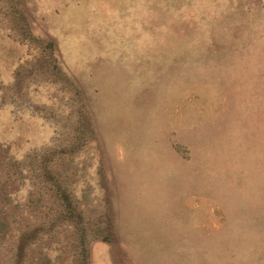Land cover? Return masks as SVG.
I'll use <instances>...</instances> for the list:
<instances>
[{"label":"rangeland","instance_id":"1","mask_svg":"<svg viewBox=\"0 0 264 264\" xmlns=\"http://www.w3.org/2000/svg\"><path fill=\"white\" fill-rule=\"evenodd\" d=\"M0 185V264H264V0H0Z\"/></svg>","mask_w":264,"mask_h":264},{"label":"trees","instance_id":"2","mask_svg":"<svg viewBox=\"0 0 264 264\" xmlns=\"http://www.w3.org/2000/svg\"><path fill=\"white\" fill-rule=\"evenodd\" d=\"M2 151V150H1ZM2 153H3V155H5V152L4 151H2ZM14 158V157H13ZM11 161H12V157H11ZM12 168H14V167H12ZM15 170L16 169H14V174L17 176V175H19V172H18V170L15 172ZM2 175H3V179H5V181H10V179L6 176V174H5V172H4V170L2 171ZM11 175V178L14 180L15 178H14V176L12 175V174H10ZM1 186V188H3L2 187V185H0ZM2 195L0 196V205H2L3 207L6 205V206H9L11 203L9 202V200H10V198L9 197H7L6 199H5V194H7L8 195V193L7 192H3V193H1ZM64 195V194H63ZM6 217L5 216H2V217H0V233L2 234V232H3V228L4 227H6V221L4 220ZM21 236V235H20ZM16 239V238H15ZM19 241H20V238H18V240L16 241L17 243H19ZM23 240H21V242H22ZM14 251H15V255H17L18 254V251H19V245L17 246H15L14 247ZM83 263V261L82 260H80V264H82Z\"/></svg>","mask_w":264,"mask_h":264}]
</instances>
